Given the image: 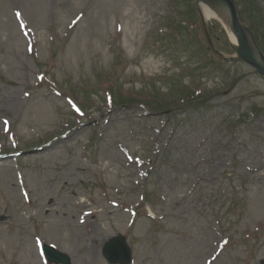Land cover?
<instances>
[{
	"label": "rangeland",
	"instance_id": "374dc122",
	"mask_svg": "<svg viewBox=\"0 0 264 264\" xmlns=\"http://www.w3.org/2000/svg\"><path fill=\"white\" fill-rule=\"evenodd\" d=\"M233 2L250 35L246 0ZM202 12L0 0V264H50L42 244L110 264L118 235L131 264H263L264 78ZM161 98L171 107L151 110Z\"/></svg>",
	"mask_w": 264,
	"mask_h": 264
},
{
	"label": "water",
	"instance_id": "95a60500",
	"mask_svg": "<svg viewBox=\"0 0 264 264\" xmlns=\"http://www.w3.org/2000/svg\"><path fill=\"white\" fill-rule=\"evenodd\" d=\"M227 2L228 4V9L231 15V23L233 26V33L235 34L236 41L238 44L237 47V54L240 56L241 59H243L247 64L252 66L253 68L255 67L256 70L259 72L260 75L264 76V65L261 64L253 55L252 53V47L248 42V36L247 33L243 30L241 26V22H239L238 19V13L235 9V5L233 1L231 0H223ZM264 61V59H262ZM116 249H117V255L118 259L120 262L123 264H130L131 262V251L126 245V241L124 238H118L112 241L111 243ZM48 252V255L50 257L51 262H58V263H63V264H70L69 258L67 256H62L55 251H50L46 249ZM106 258L110 260L112 263H116L117 261H114L112 259L113 252L112 249L110 248L108 253L105 254Z\"/></svg>",
	"mask_w": 264,
	"mask_h": 264
},
{
	"label": "bare ground",
	"instance_id": "6f19581e",
	"mask_svg": "<svg viewBox=\"0 0 264 264\" xmlns=\"http://www.w3.org/2000/svg\"><path fill=\"white\" fill-rule=\"evenodd\" d=\"M199 1L201 2L202 11H203L202 13H203L205 19L210 20V21L215 20V21H218L219 23H221L223 25V28L229 34L231 41L233 43H235L236 38H235V34L233 33V26L231 23V15H230V12L228 9L227 2H225L223 0H199ZM252 16H253V18H256L257 20H260L259 14L257 16H254V14L252 15V13L249 14L250 18ZM241 22H243V21H241ZM254 54H256V57L259 59V54H257L255 49H254ZM7 105L9 108L13 109L16 105L15 98H13V100H11V101H8ZM51 145L48 146V148L46 150L47 153L48 152L51 153L53 151L55 145H53V146H51ZM37 149L38 150H36V151H42L44 148L38 147ZM60 211H61V213H59V216H61V215L63 216L64 215L63 208L60 209ZM52 212H53V210H52ZM53 214H55V213L53 212ZM46 217H47V213L44 214V218H46Z\"/></svg>",
	"mask_w": 264,
	"mask_h": 264
},
{
	"label": "trees",
	"instance_id": "16d2710c",
	"mask_svg": "<svg viewBox=\"0 0 264 264\" xmlns=\"http://www.w3.org/2000/svg\"><path fill=\"white\" fill-rule=\"evenodd\" d=\"M246 11L249 13V14H251L252 13V15L254 14V16H257L258 14H259V16H260V20H257L256 18H253V16L251 17V19H250V22H253L252 23V25H251V27H250V29L252 30V32L256 35L258 32L256 31V28H258V27H260L259 26V23L260 22H262V19H263V17H262V14L257 10V3H256V1L255 0H250V2H249V8L248 9H246ZM193 13L196 15H198V13H197V10L195 11H193ZM249 16V15H248ZM257 36V35H256ZM168 106H160L159 108H158V110L159 111H162L163 109H166Z\"/></svg>",
	"mask_w": 264,
	"mask_h": 264
}]
</instances>
